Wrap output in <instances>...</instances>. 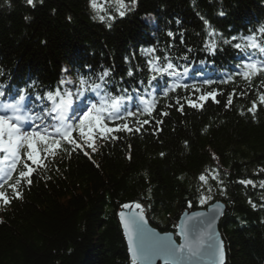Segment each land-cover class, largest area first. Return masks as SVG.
Masks as SVG:
<instances>
[{
	"label": "trees",
	"instance_id": "obj_1",
	"mask_svg": "<svg viewBox=\"0 0 264 264\" xmlns=\"http://www.w3.org/2000/svg\"><path fill=\"white\" fill-rule=\"evenodd\" d=\"M101 1L106 7L100 15L116 12L115 0H96ZM136 4L124 17L115 13V19L102 22L93 19L89 0H33V5L0 0V69L16 82L36 77L42 91L61 85L65 74L101 83L98 78L107 70L103 90L116 95L119 79L141 83L150 74L154 53L161 62L170 58L183 73L180 78L190 63L186 56L196 67L218 71H192L189 81L180 82L188 89L170 91L151 116L141 111L128 122L132 132L121 130L97 152L85 147L88 156L67 151L33 173L22 196L0 208V264H132L118 218L124 203L139 202L160 230H173L184 210L215 199L227 205L219 223L225 264H264V188L259 186L264 181V104L259 101L264 73L249 80L237 75L247 61L242 52L250 53L236 49L239 42L226 32L264 23V0ZM212 43L214 53L207 50ZM149 48L156 51L147 53ZM206 79L213 83L204 84ZM207 92H215L216 100L199 101ZM189 100L203 106L192 108ZM253 102L257 107L250 113ZM145 119L148 124L139 123ZM202 194L211 199L201 204Z\"/></svg>",
	"mask_w": 264,
	"mask_h": 264
},
{
	"label": "snow or ice",
	"instance_id": "obj_2",
	"mask_svg": "<svg viewBox=\"0 0 264 264\" xmlns=\"http://www.w3.org/2000/svg\"><path fill=\"white\" fill-rule=\"evenodd\" d=\"M29 5H33V0H27ZM90 7L96 12L93 19H99L100 21H111L115 19V16L100 15V12L105 11L103 5H97L96 0H89ZM116 12L119 17H124L128 11H130L136 4V0H130V3L126 4L125 0H115ZM224 13L221 12L220 15ZM71 19V18H69ZM207 23V21H205ZM110 26V25H109ZM261 34H264V28L260 29ZM212 33H210L211 35ZM169 37L174 34L169 31L167 33ZM233 40L236 38L233 37ZM247 43L242 46L241 43H236L234 47L243 51L251 50V54L248 60L243 62L239 67L242 68V72L237 75H242L245 80H249L251 76H256L260 73H264V59L257 61L252 57L259 54L264 57V43L258 42L255 35L246 37ZM225 44H229V40L223 41ZM217 45L212 43L207 45V50L215 52ZM154 48L146 50L147 53H154ZM191 51V49H189ZM187 57H185L186 59ZM164 62H161L160 56H155L153 59L148 60L149 71L153 73L149 84L152 81H156L158 78L173 77L176 78V82L168 85L163 92L164 96H167L170 91H176L177 89L183 88L188 89L187 84L179 82V78L183 75L178 69L177 65L172 62L168 57L163 58ZM187 68L183 70L187 73ZM128 75H133L132 71L128 72ZM109 76L107 70L103 71L99 80L101 83L92 82L89 84L88 80L81 76L78 80V86L75 93L71 90L61 93L60 90L55 92H48L46 94L47 101L52 102L51 107L45 105L40 113L35 115H26L25 104L28 96L25 94V90H21L18 94V98L13 102L3 103L0 105V189L4 188V185L12 179V173L17 169L18 162L22 160L23 156H26L28 161H31L32 165L38 167L47 168L44 160L48 157H56L60 151L67 152L69 148L64 145L70 146L71 151L81 150L84 151L85 147L91 149L92 152L98 151L96 144L97 140L115 139V137H109L108 133L115 131L126 130L132 132L133 129L129 127L127 123L116 128L109 127L110 122L125 119L126 116H135L136 113L127 111L124 108L125 97L119 95H112L109 92L103 91V85L106 83L105 78ZM227 82V81H222ZM74 81L64 80L61 84L71 85ZM204 84L213 83L212 80H204ZM199 92L200 89L196 88ZM92 93L94 95H88L86 93ZM243 95V93H241ZM5 92L0 91V97H4ZM73 96L79 101L74 105ZM95 96H99L98 102H93ZM211 97L214 101L216 100L215 92H207L199 96V101H207ZM44 97H37V100L43 99ZM128 99H131L130 97ZM141 103L144 105L142 113H146L151 116L156 106L155 99L147 100L144 96L139 97ZM259 101L264 104V94L259 95ZM179 103V101H177ZM189 106L192 108L202 107V104H198L188 101ZM228 105L232 104V96L230 95L227 101ZM257 104L252 103V106L247 109L248 112L254 113ZM179 110H183V105L180 106ZM11 113V114H8ZM162 115H168L167 112ZM38 121V123H37ZM144 125L149 123V120L145 119L142 122ZM157 123H160L159 121ZM135 131H140L139 128ZM43 153V158L41 156ZM84 155L88 156L89 153L84 151ZM163 155V153L161 154ZM215 158V157H213ZM6 162H8L6 164ZM25 170L19 172V177L16 179L14 184L9 185L12 188L16 198L21 197V193L17 190L18 186L21 185V181L24 180L28 185H31L32 173L36 170L29 164L24 163ZM199 179L207 183L205 175L201 174ZM213 179H217V176H213ZM223 184V181H220ZM241 184L254 185L252 180H241ZM264 188V181L259 185ZM210 191V190H209ZM221 194L224 195V189L221 188ZM0 199L3 201V205H8L10 200L5 196L3 191H0ZM211 196H200V203L204 204ZM249 203H252L249 201ZM191 206V205H190ZM256 207L255 204H252ZM123 208H131L133 205L124 204ZM139 212L133 213L131 216H126L123 212L120 213L121 223L124 226L125 235L128 238L129 251L132 255V264H138V261H148L149 253L146 250L144 243V228L143 226L147 223L144 217V211L142 205L136 203L134 205ZM214 211L218 214H222L223 209L220 206H214ZM216 219L214 215L212 220L207 222V228L211 229ZM181 235L184 239V243L179 245L172 244L170 247L171 254L175 256H182L187 250L189 258L198 257L205 253H210L214 259L217 260L218 264H224L225 253L223 248V242L216 241V238L211 233L207 234V238L211 243H207L205 247V233L200 232L195 240L189 241L187 237L186 228H181ZM139 238V242H137Z\"/></svg>",
	"mask_w": 264,
	"mask_h": 264
},
{
	"label": "water",
	"instance_id": "obj_3",
	"mask_svg": "<svg viewBox=\"0 0 264 264\" xmlns=\"http://www.w3.org/2000/svg\"><path fill=\"white\" fill-rule=\"evenodd\" d=\"M220 206L223 209L222 214H218L216 211H214V206ZM227 209L226 203L222 201H216L214 204H210L208 206V209L204 210H197V211H184L183 214L180 216L178 220L177 225V233L180 237V241L175 240L174 234L170 232H161L158 228H154L151 225L147 223L143 226L144 228V243L146 250L149 253V260L148 261H142V264L145 262L147 264H218L217 260L213 258V256L210 253H205L198 257H191L189 258L187 254V250H185V253L182 256H173L170 252V247L172 244L179 245L181 243H184V239L181 235V228L184 227L187 230V237L189 241L195 240L197 235L200 232L205 233V240L206 244L205 247H207V243H211V241L208 240L207 234L211 233L216 238V241H222L223 242V248L225 253V260L227 257L226 248L224 246V240L222 238L221 231L219 229V222L222 217V215L225 213ZM139 209H136L133 205L131 208H123L119 213V219H120V213L123 212L126 216H131L135 212H139ZM216 216V219L213 223V226L211 229L207 228V222L212 220L213 216ZM121 223V219H120ZM121 227L124 231V226L121 223ZM125 233V231H124ZM127 242L128 238L126 236ZM137 242H139V238H137ZM128 245V243H127ZM129 247V246H128ZM131 253V252H130Z\"/></svg>",
	"mask_w": 264,
	"mask_h": 264
},
{
	"label": "bare ground",
	"instance_id": "obj_4",
	"mask_svg": "<svg viewBox=\"0 0 264 264\" xmlns=\"http://www.w3.org/2000/svg\"><path fill=\"white\" fill-rule=\"evenodd\" d=\"M69 89H72L69 87ZM57 89L56 88H50V92H55ZM62 92V91H61ZM220 223V222H219Z\"/></svg>",
	"mask_w": 264,
	"mask_h": 264
}]
</instances>
